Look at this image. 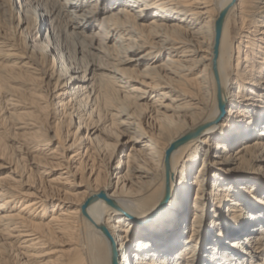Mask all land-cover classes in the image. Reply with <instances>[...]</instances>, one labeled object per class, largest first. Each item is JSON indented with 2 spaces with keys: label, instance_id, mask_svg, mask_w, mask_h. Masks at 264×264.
<instances>
[{
  "label": "bare ground",
  "instance_id": "obj_1",
  "mask_svg": "<svg viewBox=\"0 0 264 264\" xmlns=\"http://www.w3.org/2000/svg\"><path fill=\"white\" fill-rule=\"evenodd\" d=\"M16 1L0 264H264V0Z\"/></svg>",
  "mask_w": 264,
  "mask_h": 264
},
{
  "label": "rangeland",
  "instance_id": "obj_2",
  "mask_svg": "<svg viewBox=\"0 0 264 264\" xmlns=\"http://www.w3.org/2000/svg\"><path fill=\"white\" fill-rule=\"evenodd\" d=\"M20 4H19V3ZM21 4L24 6V7H26V3H25V1L24 0H17L16 1V5H14V11H15V13H16V11H18V9L17 8H19V5L21 6ZM17 5H18V7H17ZM27 6H30V5H27ZM6 13V14H5ZM4 13V15L5 16H1L2 18H1V23L3 24H1L2 25V28H4V29H6L8 26H9V24L8 23H10L9 22V20H7L6 21V18L8 19V15H9V12H5ZM34 16H35V26H37V28H38V26L40 25V17H39V15H37V14H39L38 13V11H35L34 10ZM103 15L104 14H100L99 16H98V19H97V21L99 22L100 20H101V18L103 17ZM15 16H16V14H15ZM37 16V17H36ZM17 17V16H16ZM15 17V18H16ZM4 19V20H3ZM3 20V21H2ZM4 21H6V22H4ZM26 22H27V20H25L24 22H23V24H21L22 25V27L20 28V31L19 32H22V31H24L25 32V30H26V26H27V24H26ZM51 23H52V20H50L49 18L45 21V25L43 26V29H42V33L40 34V36L41 35H43V33L44 32H46V30H48L47 32H49L50 31V28H51ZM17 24V22H14V26ZM5 25V26H4ZM8 25V26H7ZM20 25V26H21ZM4 26V27H3ZM19 26V27H20ZM6 27V28H5ZM98 31V29H96L95 30V32H97ZM95 42H96V46H97V44L99 43L98 41H97V39H95ZM107 42H109V41H107ZM110 42H112V41H110ZM27 43H28V46L31 48V47H33V45L36 43H34V42H29V40L27 39ZM36 44H40V42H38V43H36ZM66 56V55H65ZM66 58L69 60V58L70 57H67L66 56ZM66 58H63L62 60L63 61H65L66 60ZM76 58H78V59H81V55H79V54H77V57ZM63 97H65V95L63 96ZM81 133H82V135H84L85 133L83 132V131H81ZM6 143L8 144V145H11V142L9 141V139H7V141H6ZM48 149H53L54 147H55V145H47L46 146ZM28 164V166L30 167H33L32 165H29V163H27ZM34 169V168H33ZM59 171H53L48 177H49V179H52V178H54L55 176H57V173H58ZM45 179V178H44ZM208 182V187H209V180L207 181ZM207 186H206V190L208 189V191H209V188H208ZM75 189H76V191L78 192V193H83V191H85V189L83 188V187H75ZM210 206H211V204L209 203V204H207V206H206V210H208L209 211V209H210ZM261 233V230H257V232L256 233ZM264 244V243H263ZM264 247V245H262L261 246V248H263ZM186 255V254H185ZM184 255V256H185ZM181 262H183V261H181ZM246 264H250L249 263V258H248V262H246Z\"/></svg>",
  "mask_w": 264,
  "mask_h": 264
}]
</instances>
